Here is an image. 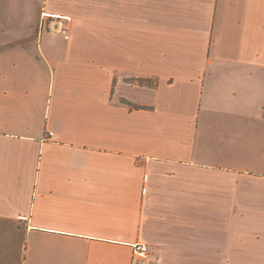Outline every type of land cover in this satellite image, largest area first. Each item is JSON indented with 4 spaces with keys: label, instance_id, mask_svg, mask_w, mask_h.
<instances>
[{
    "label": "crops",
    "instance_id": "1",
    "mask_svg": "<svg viewBox=\"0 0 264 264\" xmlns=\"http://www.w3.org/2000/svg\"><path fill=\"white\" fill-rule=\"evenodd\" d=\"M139 243L264 264V0H0V264Z\"/></svg>",
    "mask_w": 264,
    "mask_h": 264
},
{
    "label": "built area",
    "instance_id": "2",
    "mask_svg": "<svg viewBox=\"0 0 264 264\" xmlns=\"http://www.w3.org/2000/svg\"><path fill=\"white\" fill-rule=\"evenodd\" d=\"M45 20H48L49 24H46L49 28V32L58 34L63 38H67V24L71 22V18L68 16H54L46 13L40 14V26H43ZM54 25V27H53ZM133 254L138 258L140 264H153L156 260L155 254L146 244H134Z\"/></svg>",
    "mask_w": 264,
    "mask_h": 264
},
{
    "label": "trees",
    "instance_id": "3",
    "mask_svg": "<svg viewBox=\"0 0 264 264\" xmlns=\"http://www.w3.org/2000/svg\"><path fill=\"white\" fill-rule=\"evenodd\" d=\"M139 82H140V83H144V82H143V81H141V80H140ZM130 106H131V107H136V106H132V105H130Z\"/></svg>",
    "mask_w": 264,
    "mask_h": 264
}]
</instances>
